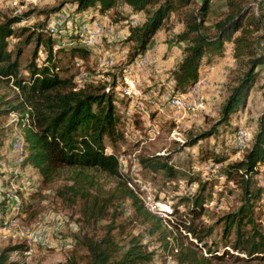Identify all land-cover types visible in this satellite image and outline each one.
Returning <instances> with one entry per match:
<instances>
[{"label":"rangeland","instance_id":"374dc122","mask_svg":"<svg viewBox=\"0 0 264 264\" xmlns=\"http://www.w3.org/2000/svg\"><path fill=\"white\" fill-rule=\"evenodd\" d=\"M189 1L191 4L186 8L173 9L147 44L146 48L154 49L151 62L136 68L131 57L132 44L125 43L132 15L123 21H113L116 11L123 15L128 13L126 5L120 4L105 12L87 9L80 14L89 24L102 19L106 26L97 45L88 49L74 34L79 13L71 11L67 0H0V22L21 16V21L12 27L13 34L7 38V49L12 52V58L17 57L24 79L30 76L29 65L34 51L38 63L47 54V46L44 42L38 44L37 34L41 31L43 40L49 35L46 26L55 22L62 46H70L76 41L87 50L74 56H70L69 51L57 54L60 64L67 66L61 73L73 75L76 88L107 91L112 82L121 83L124 68H132L130 75L141 91L137 100L115 99L117 133L111 138L104 137L105 150L118 157L120 175L111 176L94 169L88 171L105 194L116 186L131 190L137 198L136 205L131 198H118L108 208V214L95 225L82 222L79 201L72 204L58 193L72 183L70 169L64 168L49 181H43L37 169L30 166L18 169L21 168L20 152L14 143L17 138L23 140L24 121L18 112L0 116V226L11 215L7 211L17 204V196L18 216L29 227L43 226L46 230V241L43 244L33 242L29 246L30 254L17 250L10 252L9 260L13 264H56L71 257L84 261L86 250L76 236L83 233L100 236L112 221L111 234L121 247H127L131 239L137 238L146 251L153 252L149 264H181L180 251L189 250L212 264H264V252L250 255L245 241L250 237L259 241L256 232L264 234V163H258L257 172L253 174L260 193L251 199L253 222L249 223L247 218L242 221L240 240L236 226L228 231L226 226L228 216L244 203L243 190L239 177H228L225 172L229 163L242 159L258 129L259 117L264 112V65L257 68L245 103L227 122L218 125L212 135L195 144L188 143L219 120L222 106L245 69L241 60L233 58L232 40L226 41L221 51L204 56L198 79L188 88L189 109L173 120L171 109L162 110L159 105L168 86L173 88L170 72L181 61L187 45L186 41L178 42L174 37L184 29L185 11L193 9L197 3V0ZM226 10V0L210 1L205 18L206 32H214L215 22L223 18ZM133 15L139 24L145 12ZM109 21L114 23L110 32ZM259 34V31L255 32L254 36ZM117 36L121 37L120 41L116 40ZM53 39L54 44L57 38ZM259 44V50H264V42ZM107 51L115 55L113 65H102ZM76 58L82 61L78 68L74 66ZM80 73L85 79L78 82L75 79ZM17 92L12 80H0V95L9 99ZM157 155L166 157L174 169L173 175L168 176L163 170H152L141 163L143 158ZM15 169L20 171L17 177L14 176ZM142 210L149 211L153 220L160 218L161 226L154 233H150L152 222L143 216ZM20 243L23 241L0 228V249Z\"/></svg>","mask_w":264,"mask_h":264},{"label":"trees","instance_id":"16d2710c","mask_svg":"<svg viewBox=\"0 0 264 264\" xmlns=\"http://www.w3.org/2000/svg\"><path fill=\"white\" fill-rule=\"evenodd\" d=\"M211 0H197L193 9L184 13V29L175 35V40L186 41L181 61L170 72L175 91H185L198 79L199 67L208 53L221 51L223 44L232 40L233 58L243 62L245 67L237 84L227 97L221 109L219 120L207 131L193 137L188 144L212 135L217 126L227 122L230 116L243 105L255 81L257 68L264 65V50H259V42H264V0H226L227 10L222 19L214 24V32H206L205 18ZM75 13L89 8L107 11L118 5H126L128 13H118L114 22L126 20L129 15L145 12L144 19L137 25L129 27L125 43L132 44L131 57L135 59L145 52L147 44L175 8H186L189 0H67ZM56 8L55 10H60ZM117 10V9H115ZM256 11V13H255ZM55 12V11H54ZM119 14V15H118ZM121 14V15H120ZM116 15V14H115ZM21 21V16L5 18L0 22V80L11 81L18 90L12 98L0 95V116L9 112L20 114L23 126V160L22 165L37 169L43 181H49L64 169H70L72 183L58 191L62 199L75 204L80 202V216L84 223L95 225L108 214V208L118 198L128 197L136 205L137 198L131 190L125 191L116 186L109 194L97 187L92 173L94 169L111 176H119V160L114 153L105 149L104 137H113L117 133L115 115V95L112 82L107 91L100 89L76 88L73 75L61 72L66 67L60 64L57 54L69 51L70 56L86 53V48L74 41L70 46H61L52 53L54 39L47 35L43 40L41 31L37 34L38 44L45 43L47 54L41 63L34 59L30 63L26 79L21 77L17 57L7 49V38L13 34L12 27ZM260 32L254 36L255 32ZM238 35L234 36L235 33ZM264 102V89L262 91ZM28 120V121H27ZM27 121V123H26ZM1 134V133H0ZM244 142L242 143V145ZM241 145V146H242ZM141 163L152 170H163L171 176L174 169L165 156L143 158ZM258 163H264V112L259 117L258 129L251 137L243 157L229 163L225 168L228 177H239L243 190L244 203L237 211L228 216L226 231L236 226L238 240L241 238L240 225L247 218L252 219V201L260 193L255 186L253 174L257 172ZM201 196L195 199L198 203ZM141 210L140 206L136 207ZM145 218L150 219L154 233L160 228V218L151 219L147 210H142ZM113 221L105 226L102 235L83 233L76 236L79 244L86 250L84 261L69 258L66 262L56 264H149L153 252L146 251L137 238L131 239L127 247L115 241L111 232ZM254 237L246 239L248 253L264 252V234L256 232ZM168 243V242H166ZM26 245L20 243L0 249V264H13L9 260L10 252L22 251ZM178 251V250H177ZM181 264H212L204 257H197L194 251L179 253Z\"/></svg>","mask_w":264,"mask_h":264},{"label":"built area","instance_id":"2783aa9c","mask_svg":"<svg viewBox=\"0 0 264 264\" xmlns=\"http://www.w3.org/2000/svg\"><path fill=\"white\" fill-rule=\"evenodd\" d=\"M42 1V0H37ZM134 15L130 16V22L129 24L131 26L137 25V22L135 21ZM58 20H61L59 18ZM55 22H49L46 26L47 32L50 36L53 38H57L56 42L53 44V52L55 53L57 50L60 49L62 46V43L58 40V29L54 26ZM109 27L108 32L112 31L114 23L109 21ZM103 29L106 30V26L104 24V20L102 19H96L92 24H89L86 19H84L82 16L78 19V27L74 31V34L78 36V40L84 42L83 44L86 45V47L92 48V46L97 45V43L100 41V36L103 34ZM121 37H116V40L120 41ZM73 43V42H72ZM124 51V49H123ZM154 52V49L146 48L145 52L142 54H139L134 60V67H139L144 64H149L150 57L152 53ZM103 64L102 65H113L115 62V55L111 51H107L104 54L103 57ZM82 64V61L80 59H75L74 66L76 68L80 67ZM132 69V68H131ZM131 69L124 68L121 72L122 81L121 83L116 82L114 86L116 97L118 98H131L137 100L139 96L141 95V91L139 88V85L137 84V81L135 80L131 73ZM83 79H85V75L82 73L78 74L76 77V81L80 82ZM109 89V88H108ZM195 98V96H194ZM161 99V98H160ZM196 99V98H195ZM141 103V102H139ZM161 105L162 110H166V108L171 109V115L170 118L175 120L177 119L181 112L189 109V89L179 92L175 91L174 88L171 86H168V91L164 95V99L162 102L159 103ZM140 109L143 110V107H140ZM17 150L20 152V167L18 169L25 168L22 165L23 160V140L16 139V142L14 143ZM18 169H15L14 176L17 177L20 171ZM10 185L13 187L14 183L11 181ZM17 204L11 207V210L8 209V214H11L10 216L6 217V219L2 222V226L0 228H3V231L6 229L8 230V233H11V235L19 240H22L23 243L26 245L24 250L22 252L24 254H30L32 249L29 247L33 242L37 244H43L46 241V230L45 227L39 226V227H29L27 224L24 223V221L21 219L18 214L20 213L19 203L17 196ZM177 250V249H176ZM19 251V250H17Z\"/></svg>","mask_w":264,"mask_h":264},{"label":"crops","instance_id":"0c3cea01","mask_svg":"<svg viewBox=\"0 0 264 264\" xmlns=\"http://www.w3.org/2000/svg\"><path fill=\"white\" fill-rule=\"evenodd\" d=\"M89 9H94V8L92 7V8H89ZM95 10H97V9L95 8ZM95 12H96V11H95ZM95 12H94V13H95ZM81 13H82V12H79V14H81ZM93 15H95V14H93ZM93 17H94V16H93Z\"/></svg>","mask_w":264,"mask_h":264},{"label":"bare ground","instance_id":"6f19581e","mask_svg":"<svg viewBox=\"0 0 264 264\" xmlns=\"http://www.w3.org/2000/svg\"><path fill=\"white\" fill-rule=\"evenodd\" d=\"M245 132V131H244ZM241 146V145H240Z\"/></svg>","mask_w":264,"mask_h":264}]
</instances>
